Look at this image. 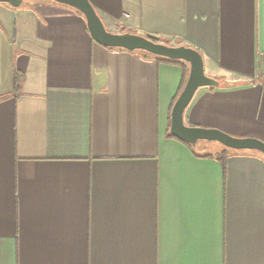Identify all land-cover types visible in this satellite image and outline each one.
Instances as JSON below:
<instances>
[{"label": "crops", "instance_id": "1", "mask_svg": "<svg viewBox=\"0 0 264 264\" xmlns=\"http://www.w3.org/2000/svg\"><path fill=\"white\" fill-rule=\"evenodd\" d=\"M91 2L202 53L219 84L186 124L264 141V0ZM57 3L0 2V264H264V154L170 135L189 63L103 46Z\"/></svg>", "mask_w": 264, "mask_h": 264}, {"label": "water", "instance_id": "2", "mask_svg": "<svg viewBox=\"0 0 264 264\" xmlns=\"http://www.w3.org/2000/svg\"><path fill=\"white\" fill-rule=\"evenodd\" d=\"M24 0H0L19 7ZM73 7L84 15L92 38L103 46L121 47L128 50H145L151 54L189 63L190 69L184 88L177 97L171 111L170 133L180 140L195 146L200 140L219 141L232 149L258 150L264 154V141L255 137H239L217 128H206L186 124L184 113L200 87H214L219 81L205 71L202 53L191 46L165 43L159 36L134 32L108 30L91 0H53Z\"/></svg>", "mask_w": 264, "mask_h": 264}, {"label": "trees", "instance_id": "3", "mask_svg": "<svg viewBox=\"0 0 264 264\" xmlns=\"http://www.w3.org/2000/svg\"><path fill=\"white\" fill-rule=\"evenodd\" d=\"M77 10V9H76ZM78 12H80L79 10H77ZM82 13V12H80ZM162 41H164L165 43H168L170 44V40L167 39V38H160ZM148 53V52H147ZM148 54H151V53H148ZM153 56H155L156 58L158 59H164V60H167V61H171V62H177V63H186V61H183V60H175V59H170V58H167V57H163V56H158V55H154V54H151ZM187 79V78H186ZM186 79L183 83V85L185 84L186 82ZM22 80H23V75L22 73L19 71V70H16L15 73H14V95L17 97L18 94L20 93L21 91V83H22ZM172 135V134H170ZM174 136V135H172ZM175 137V136H174ZM177 138V137H176ZM186 142V141H184ZM188 143V142H187ZM190 144V143H189ZM208 156H216V158H218V160H220L223 164H225V162L227 161V158L229 156V152L227 149L221 151V152H218L217 154H207Z\"/></svg>", "mask_w": 264, "mask_h": 264}, {"label": "rangeland", "instance_id": "4", "mask_svg": "<svg viewBox=\"0 0 264 264\" xmlns=\"http://www.w3.org/2000/svg\"><path fill=\"white\" fill-rule=\"evenodd\" d=\"M30 0H24L23 2H28ZM57 4H60V3H57ZM206 144L208 150L210 151H213L215 150L216 148H220L221 146H223L222 143H220L219 141H207V143H203V141H200L196 144L195 147L199 148V149H202L203 148V145Z\"/></svg>", "mask_w": 264, "mask_h": 264}]
</instances>
